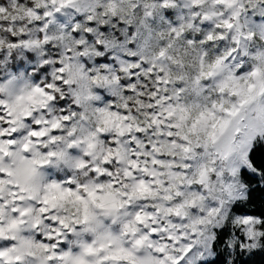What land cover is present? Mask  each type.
<instances>
[{"label": "clouds", "instance_id": "obj_1", "mask_svg": "<svg viewBox=\"0 0 264 264\" xmlns=\"http://www.w3.org/2000/svg\"><path fill=\"white\" fill-rule=\"evenodd\" d=\"M161 2L99 0L93 14L91 33L88 31L89 13L77 12L75 6L64 8L50 18L41 15L37 21L25 16L23 9L31 4L33 10L42 11L43 0H24L23 4L12 0L6 11L0 14V21L5 22L0 23V36L7 40V33L3 30L14 28L17 38L23 35L34 42L39 40V46L31 49L21 46L9 48L7 43L0 48V101L11 106V109L0 108L5 113L0 116V127L11 118L6 114L11 110L17 118L14 125L16 140L23 142L34 130L36 121H51L65 114L70 117L67 121L61 119L60 127L49 130L47 137L42 138L46 148L38 146L21 153L20 157L5 158L6 164L14 161L26 197L19 204L22 210H26L24 217H16L12 212L0 217L5 233L15 231L21 238L41 244L45 243L43 231L47 216H58L66 221H83L87 217L92 231H83V224H73L81 235L67 232L62 238V251L79 253L80 244L92 243L106 236L119 237L123 247L131 248L133 237L121 233L123 226L133 219L128 214L140 213L147 219L143 224L132 225L139 229V233H148L150 239H160L162 243H169L162 239L168 234L163 231L165 228L181 237L175 244V250L171 244L169 247L179 264H201L202 260L209 259L203 254L205 243L208 235L213 233L218 216L210 210L220 199H226L224 182L230 181L226 171L229 161L215 155L206 157L204 149L197 146L198 142L204 143L202 136H192L193 151L190 154L174 150L166 143L160 144L155 151L147 147L154 140L167 138L155 135L154 130L148 127L149 110L146 105L136 104L138 97H127L130 111L119 98L124 96L123 91L119 97L106 98L109 92L104 76L119 75L121 80H125L126 74L119 71L120 60L131 61L132 54H135L136 62L159 59L160 51L164 50L166 56L176 61H165L173 81L170 94L171 88L179 86L183 89L179 103L188 109L189 123L200 119L203 114L204 123L219 125L226 115L221 109L231 108L238 100L237 92L248 87L240 77L261 64L255 57L264 52V38L261 37L264 0H253L252 3L245 0V10L239 20L232 21L234 27L231 30L216 27L219 17L205 19V15L213 11L223 10L225 16L230 11L211 0H200L198 6L186 3V0H171L167 8L159 7ZM109 4H117L122 11L116 16L105 15ZM153 5H157L155 10ZM76 6L87 7L83 0H78ZM145 11H154V14L145 16ZM189 24L193 27L189 28ZM42 25H46L45 32L51 38V47L45 44L43 33L38 31ZM173 27L183 29L179 37L171 32ZM237 27L245 34L251 33L252 38L235 44L233 36ZM209 34L214 37L211 41L207 39ZM245 44L247 56L244 54ZM98 52L100 55L95 54ZM217 59L223 61L219 66H215ZM61 61L65 69L63 79L68 81L67 84L60 80L61 72L57 65ZM104 65L116 71L109 72ZM241 66L247 71L242 72ZM49 85L54 87L49 88ZM36 87H42L56 99L50 101L46 95L34 94ZM260 88L264 89V82ZM85 89H91L99 99L78 103L74 93ZM102 108H108L111 115L102 116L96 111ZM125 115L129 119H124ZM255 116L254 111L246 110L239 119L246 125ZM137 126L148 127V131L137 133ZM46 127L49 126L40 125L41 130ZM243 131L242 126L241 135ZM53 132L56 136L54 143L49 142ZM136 138L140 140V155L135 159L140 161L141 170L135 171L134 178H130L125 171L136 153ZM89 144L92 147H88ZM19 148L17 144L13 152ZM108 149H111V154ZM86 151L91 155L86 156ZM49 153L56 155L49 156ZM106 159L107 165L104 163ZM81 162L85 166H81ZM204 166L208 169L206 177L200 175ZM97 167L102 172L110 171L112 175L96 173L94 169ZM145 168L147 172L143 171ZM220 171L224 172L222 177L217 176ZM172 173L178 175L173 176ZM42 207L49 212L41 213ZM12 219L17 222L9 223ZM21 219L24 223H19ZM201 219L203 223H197ZM32 220H40V227L33 228ZM152 231L157 232L156 237L151 236ZM0 245L11 247L4 238H0ZM35 251L37 256L43 254L40 249ZM155 254L147 247L136 249V255L142 259ZM105 255L101 252L93 259H99L103 264H125L123 259H105ZM211 259L220 264L215 253Z\"/></svg>", "mask_w": 264, "mask_h": 264}, {"label": "snow or ice", "instance_id": "obj_2", "mask_svg": "<svg viewBox=\"0 0 264 264\" xmlns=\"http://www.w3.org/2000/svg\"><path fill=\"white\" fill-rule=\"evenodd\" d=\"M11 2L12 0H0V14L6 11L8 4ZM19 2L23 4L24 0H19ZM211 2L223 5V7L230 10L227 16H225L223 10L213 11L211 14L205 15V19L219 17L216 22L217 28L233 29L232 21L239 20L241 13L245 10V0H211ZM252 2L253 0H248V3ZM77 3L78 0H43L42 11L33 10L31 4H29L27 8L23 9V12L25 16L39 21L41 15L50 18L53 17L54 13H59L64 8L75 6V11L89 13L88 31L91 33L94 23L93 14L99 0H83V3L87 5L86 8L76 6ZM186 3L198 6L200 0H186ZM170 4L171 0H162L159 7L167 8ZM152 7L155 10L157 5ZM121 11L122 9L117 4H109L106 6L104 14L116 16ZM144 14L150 16L154 14V11H145ZM245 19L247 20V17ZM0 23L5 22L0 21ZM76 27L79 28V25H76ZM188 27L191 28L193 25L189 24ZM45 28L46 25H42L38 31L43 33L45 44L51 47L49 43L51 38L45 32ZM182 30V28L173 27L171 32L179 37ZM3 31L7 33V40L0 36V48L5 43L8 44L9 48L21 46L31 49L39 46V40L34 42L23 35L17 38L14 28H5ZM20 31L23 32V29L21 28ZM76 35L78 36L79 33H76ZM261 37L264 38V31L261 32ZM213 38L211 34L207 36L209 41ZM220 38L222 39L223 36ZM251 38V33L245 34L238 27L233 36L235 44H240L242 40L247 41ZM246 48L247 45L245 44L244 54L247 56ZM102 51L103 49H101ZM234 51H238V49H234ZM95 54L100 55L99 52ZM159 57V59H141L136 62L137 58L135 54H132L131 61L120 60L119 71L126 74V79L121 80L119 75H105L104 81L109 92V96L106 98L119 97V93L123 91L124 96L119 98L124 101L127 110L130 111L127 104L129 95L139 98L136 100L138 106H147L149 110L146 121L148 127L154 130L155 135L167 138L160 141L154 140L152 145L147 146L152 147L153 151L157 150L160 144L166 143L174 150L190 154L193 151L192 136L195 135L203 137L204 143L200 144L198 142L197 146L204 149L206 157L215 155L229 161L226 171L230 181L224 182L226 199H220L217 205L210 210V213H218V216L216 223L213 225V233L208 235L205 243L203 254L207 255L209 259L202 260L201 264H215V261L211 259L213 253H215L216 260L220 261V264H264V89L260 88L261 83L264 82V52L258 53L255 57L261 61V64L254 71L248 72L246 76L240 77L241 81L248 83V87L237 92L238 100L231 108L221 109V111L226 112V115L221 118L219 125L204 123L203 114L200 119L192 120L189 123L191 117L188 114V109L179 103L183 89L179 86L171 88L170 94V86L173 81L165 61H172L173 63L176 61L172 57L166 56L164 50L160 51ZM222 62V59H217L215 66H219ZM62 63L61 61L57 65L61 72L60 80L62 83L67 84L68 81L63 79L65 69ZM210 67L213 66L210 65ZM104 68L109 72L116 71L109 68L108 65H104ZM240 70L242 72L247 71L242 66ZM93 78L95 79V77ZM138 81L139 84H137ZM52 87L54 86L49 85V88ZM33 92L34 94L46 95L50 101L56 99L55 96L45 92L42 87L34 88ZM74 95L78 103L99 99L91 89L78 91ZM0 108L11 109V106L4 101H0ZM246 110L254 111L256 116L254 119H249L245 125L239 119V116ZM96 111L101 113L102 116L111 115L108 108L97 109ZM6 114L11 118L3 127H0V217H4L7 212L14 213L16 217H24L26 210H22L19 204L26 198L25 189L22 187L14 161L6 164L5 158L20 157L21 153L30 152L38 146L46 148L47 144L44 143L42 138L47 137L49 130L58 129L61 119L67 121L70 117L65 114L63 117L51 121L38 120L29 136L23 142H18L15 136L16 128L14 127L17 118L11 110ZM3 115L5 113L0 111V116ZM124 119L129 118L125 115ZM131 119H135V117ZM41 124L49 127L41 130ZM242 126L244 128L243 135H241ZM148 127L137 126L135 131L143 134L148 131ZM129 131H131L130 125ZM55 139V132H53L52 139L49 142L54 143ZM116 143L119 144V141ZM135 143L138 146L136 153L133 155V160L127 163L125 171V175L130 178H134L135 171L141 170L139 168L140 161L135 159L137 155H140L139 138H136ZM17 144L20 145L19 151L13 152ZM88 147H92V145L89 144ZM147 147L145 148L146 153ZM107 151L111 154V149ZM55 155L56 153H49V156ZM85 155L90 156L91 153L86 151ZM133 161L135 164H133ZM104 163L107 165L108 160L106 159ZM81 166H85L84 162H81ZM94 171L101 175H112L110 171L102 172L98 167ZM143 171L147 172L148 170L145 168ZM207 174V167H202L200 175L206 177ZM172 175L176 176L178 174L172 173ZM223 175V171L217 173L218 177ZM40 212L47 214L49 209L42 207ZM128 215L132 216L133 219L123 226L121 235H131L133 237L131 248L123 247V241L119 237L106 236L92 243L84 242L80 244L81 250L76 254L62 251L64 247L62 238L67 232L77 236L81 235L73 227V224H83V231H92L87 217L83 221L77 219L66 221L65 218L58 216H47V223L44 225L43 231L45 243L41 244L27 238H21L15 231L5 233L3 231V220L0 219V238L6 239L11 244V247L7 248L0 245V264H103V261L93 259L98 257L101 252L106 253L105 259L115 257L123 259L125 264H179L178 259L169 251V247L171 244L172 249L175 250V244L181 237L174 235L169 229L165 228L163 231L168 234L162 239L167 240L169 243H162L160 239H150L148 233H139L138 228L134 229L132 227L133 224H143L147 217L142 216L140 213H130ZM16 222L15 219L9 221L11 224ZM19 223H24V220H19ZM30 223L33 228H39L41 221L32 220ZM197 223H203V219ZM193 229L195 230V224ZM151 236L156 237L157 232L152 231ZM221 246H223L222 250ZM138 247L153 249L156 254L142 259L136 255ZM35 249L42 250L43 254L37 256Z\"/></svg>", "mask_w": 264, "mask_h": 264}]
</instances>
